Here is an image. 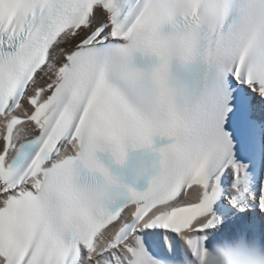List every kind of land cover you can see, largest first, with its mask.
<instances>
[{"label": "snow or ice", "instance_id": "1", "mask_svg": "<svg viewBox=\"0 0 264 264\" xmlns=\"http://www.w3.org/2000/svg\"><path fill=\"white\" fill-rule=\"evenodd\" d=\"M0 264H264V0H0Z\"/></svg>", "mask_w": 264, "mask_h": 264}]
</instances>
